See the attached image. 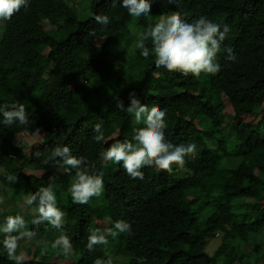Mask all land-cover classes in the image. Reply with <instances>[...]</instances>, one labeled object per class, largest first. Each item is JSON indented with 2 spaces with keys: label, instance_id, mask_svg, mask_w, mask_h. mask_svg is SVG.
<instances>
[{
  "label": "trees",
  "instance_id": "1",
  "mask_svg": "<svg viewBox=\"0 0 264 264\" xmlns=\"http://www.w3.org/2000/svg\"><path fill=\"white\" fill-rule=\"evenodd\" d=\"M91 2L86 21L69 0H29L27 8L0 21V105L23 103L31 122L0 123V182L17 177L13 194L21 196L1 206L0 226L9 215L25 218L21 198L47 187L50 177L57 198L67 190L74 172L65 174L59 159L44 163L54 147L67 145L95 165L106 188L105 225H94L88 204H75L63 228L56 229L72 241L76 264L107 260L105 245L87 249L89 229L104 231L123 216L133 227L107 236L115 247L113 264H264V0H150V17L140 19L120 3L113 8L111 0ZM172 12L186 22L205 16L221 30L230 28L219 52V73L194 77L156 68L151 39L145 41L149 57L140 54L139 37ZM100 13L110 17L107 30L93 19ZM227 48L235 61L226 59ZM132 91L143 104L166 111L167 141L196 145L194 155L185 157L183 167L173 165L171 174L145 167L143 181L133 180L121 165L101 159L116 140L134 143V129L144 126L116 108L117 98L129 104ZM97 122L107 143L92 140ZM24 137L41 144L29 154L21 146ZM19 162L42 174L26 175ZM27 224L37 233L30 242L47 236L51 227ZM217 239L222 245L212 254L209 247ZM44 247L40 243L36 254ZM0 264H14L2 241Z\"/></svg>",
  "mask_w": 264,
  "mask_h": 264
},
{
  "label": "clouds",
  "instance_id": "2",
  "mask_svg": "<svg viewBox=\"0 0 264 264\" xmlns=\"http://www.w3.org/2000/svg\"><path fill=\"white\" fill-rule=\"evenodd\" d=\"M29 0H0V21L10 20L21 8L28 7ZM117 3L127 9L128 14L133 19L149 18L152 4L150 0H111V6L115 8ZM169 4H176L177 0H167ZM96 24L101 26V30H107L111 23L107 14L100 13L93 17ZM230 28L213 22L205 16H200L192 22H186L181 18L179 12H172L167 16H162L155 25L149 24L148 29L139 37L136 47L140 54L147 59L150 49L145 41L151 39V53L155 56V67L163 68L169 72L180 73L183 76L192 75L199 77L201 73L216 75L222 70L221 64L217 60V55L221 51V44L226 39ZM90 35L95 36L96 30L92 29ZM226 59L235 61L236 56L232 48L225 49ZM116 108L133 115L137 124L143 127L134 129L132 141L112 142L110 147L102 151L100 156L105 163L112 162L121 165L124 172L133 180L143 181L145 167H153L158 172L166 171L171 174L173 165L183 167L185 157L195 153V143L174 145L166 140L165 129L166 111L158 105L149 107L143 104L135 91L129 93V104L117 98ZM0 123L6 127L14 124L19 126L29 125L31 122L23 103H4L0 105ZM39 132V130H37ZM94 135L92 140L96 143H107L103 131L102 122H97L93 126ZM36 157L42 155L35 153ZM62 160L60 165L62 171L67 175L74 176L70 182L68 192L74 204L87 205L93 198L103 195L104 182L101 174H96L93 169L95 165H89L85 156L72 154L69 146H56L51 150L50 155H46L44 163L50 164L52 161ZM55 166V165H54ZM17 177L8 175L7 180L15 181ZM53 178L47 187L41 186L35 192H29L24 199L28 206L36 205L33 211L36 213L31 224L36 229L41 224H50L53 228L62 229L65 223V213L57 203L56 193L53 190ZM106 199V193L104 201ZM133 227L132 219L123 216L114 225L106 227L104 231L100 228L89 229L88 243L89 251H94L97 245H107V236H117L120 233L130 232ZM0 234H3V248L7 259L14 264H25L27 259L23 251H19L22 240H32L36 236L35 230H28V224L22 215H9L5 223L0 226ZM44 252L48 251L47 242H44ZM52 249L59 250L63 255L72 253V241L63 232L51 244ZM95 264H113L112 257L107 260L97 259Z\"/></svg>",
  "mask_w": 264,
  "mask_h": 264
},
{
  "label": "rangeland",
  "instance_id": "3",
  "mask_svg": "<svg viewBox=\"0 0 264 264\" xmlns=\"http://www.w3.org/2000/svg\"><path fill=\"white\" fill-rule=\"evenodd\" d=\"M70 4L74 6L75 5H79V8L76 7V9L78 10V17L82 20V21H86L89 19L90 15H91V0H69ZM220 57V53H218L217 55V60H219ZM119 76L122 78V73L119 74ZM115 84L112 83L110 85V88H114ZM115 137V132L112 131L111 132V138ZM21 142V146L26 147L27 148V153H32L34 149H36L40 144L41 141L38 138L35 139H31L29 137H24L20 140ZM23 164L22 162H19V167H21ZM24 169V173L26 175H37V174H42L41 172H38L37 168L32 167L31 165L28 164H24L23 167L21 168V170ZM14 184L15 181H11L8 183H1L0 182V210L1 206L4 204H8L12 201V199L18 201V198L21 196H14L13 194V188H14ZM70 184L67 185V190L62 193L58 198H57V203L58 206L61 208V210L64 211L65 213V218L67 217L68 213V208L72 207L73 205H75L72 202L71 199V194L68 192V188H69ZM105 192H106V188L104 186V191H103V195L99 198H93L90 202H89V206L91 207V209L94 212L95 218H94V225H96L97 223H100L102 225L106 224V209H105V204H104V197H105ZM24 199L25 198H21L20 202L23 206H26V210L24 208L21 207V211L25 212V220L30 223V221L32 220V218L35 217L36 213L33 211L34 208H30L28 205H26L24 203ZM9 206V205H7ZM7 206L5 208V211L7 209ZM111 225H109L108 227H110ZM59 236L56 228H53L52 226L49 228V231L47 233V236L39 239L37 242H30L29 240H22L20 242V248L18 249L19 251H23L26 254V261L25 262H29L32 261L33 263H38V264H76V262L73 260V258L70 255H63L62 253L59 252V250L57 249H53L52 250V254H50V250H51V244L52 242ZM254 240V245L255 246L257 244L258 239L253 238ZM2 241V237L0 234V242ZM44 242H47V248L48 251L47 252H43L40 254H36V251L40 245V243H42L44 245ZM112 243H107V245L104 246V257L106 259H108V257H112V253L111 251H113L115 249L114 245H111ZM115 244V241H114ZM222 245V242L220 239H217L215 241H213L209 247V250L212 254H216L219 250V247ZM28 248L30 249V251L28 250ZM224 256V255H223Z\"/></svg>",
  "mask_w": 264,
  "mask_h": 264
}]
</instances>
